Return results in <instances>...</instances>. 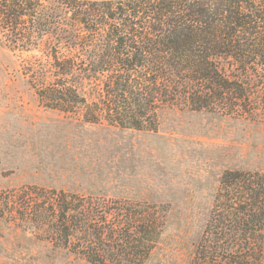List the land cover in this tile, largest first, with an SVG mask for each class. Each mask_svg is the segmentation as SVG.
<instances>
[{
    "label": "trees",
    "instance_id": "16d2710c",
    "mask_svg": "<svg viewBox=\"0 0 264 264\" xmlns=\"http://www.w3.org/2000/svg\"><path fill=\"white\" fill-rule=\"evenodd\" d=\"M40 105L157 133L177 108L264 122V0H0ZM169 206L24 187L0 220L89 264H147ZM190 264H264V173L225 171Z\"/></svg>",
    "mask_w": 264,
    "mask_h": 264
},
{
    "label": "rangeland",
    "instance_id": "374dc122",
    "mask_svg": "<svg viewBox=\"0 0 264 264\" xmlns=\"http://www.w3.org/2000/svg\"><path fill=\"white\" fill-rule=\"evenodd\" d=\"M28 56L0 36V191L167 205V228L147 264H190L224 172L264 173V122L173 108L160 113L157 133L86 124L40 105L20 72ZM0 264L89 263L0 220Z\"/></svg>",
    "mask_w": 264,
    "mask_h": 264
}]
</instances>
